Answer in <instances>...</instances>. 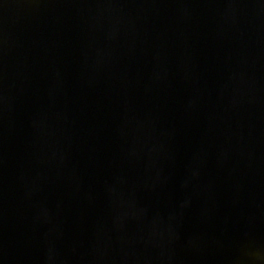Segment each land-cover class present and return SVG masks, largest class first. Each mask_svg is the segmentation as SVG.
I'll list each match as a JSON object with an SVG mask.
<instances>
[{"label":"water","instance_id":"obj_1","mask_svg":"<svg viewBox=\"0 0 264 264\" xmlns=\"http://www.w3.org/2000/svg\"><path fill=\"white\" fill-rule=\"evenodd\" d=\"M0 264H264V0H0Z\"/></svg>","mask_w":264,"mask_h":264}]
</instances>
